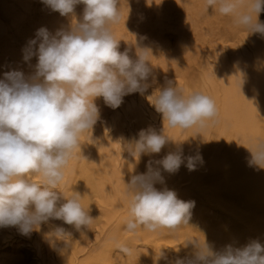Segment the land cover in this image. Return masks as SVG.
<instances>
[{"label":"bare ground","instance_id":"bare-ground-1","mask_svg":"<svg viewBox=\"0 0 264 264\" xmlns=\"http://www.w3.org/2000/svg\"><path fill=\"white\" fill-rule=\"evenodd\" d=\"M118 8L120 19L111 30L119 50L130 48L135 58L137 47L148 49L152 75L147 91L125 96L119 108L96 99L100 119L80 134V146L63 169L57 190L79 195L94 220L80 231L53 220L27 236L15 227H0V264H154L160 251L166 259L159 264H174L192 252V240L205 239L217 251L253 240L264 245V168L251 163L250 151L264 143V36L208 9L206 0H119ZM83 9L78 4L73 14L61 16L43 0H0V79L13 70L25 77L34 74L38 58L25 61L24 50L37 30H67L79 22ZM259 21L264 23V11ZM167 80L185 95L211 97L216 116L204 127L182 129L150 113L147 106L155 103ZM149 127L169 142L158 154L133 157L127 145ZM181 148L185 158H202L195 170L182 164L175 173L162 172L164 183L155 187L194 201L188 224L175 231H125L130 177L146 172L150 159ZM29 179L40 183L43 177ZM57 226L70 234L65 241L51 239ZM14 233L23 237L28 252L5 247L16 244ZM117 243L131 247L132 255L120 253Z\"/></svg>","mask_w":264,"mask_h":264},{"label":"clouds","instance_id":"clouds-1","mask_svg":"<svg viewBox=\"0 0 264 264\" xmlns=\"http://www.w3.org/2000/svg\"><path fill=\"white\" fill-rule=\"evenodd\" d=\"M118 2L43 0L61 16L73 14L75 6L83 4L82 18L55 34L44 27L38 29L24 50L25 61L38 58L34 74L25 77L13 70L0 79V227H15L27 236L53 220L72 225L77 231L92 224L94 218L82 206L79 195L69 197L57 190L63 169L80 146V134L93 129L100 119L96 99L102 97L106 106L119 108L125 96L143 95L152 75L148 49L137 47L135 58L130 48L119 50L111 30L120 19ZM206 7L233 17L250 33L264 36V23L259 21L264 0H206ZM152 105L163 122L182 129L204 127L217 114L211 97L201 92L185 95L170 80L160 87ZM168 142V137L149 127L139 131L127 151L133 157L152 156ZM250 151L251 163L264 168V143ZM198 159L202 158H185L181 148L162 159H150L146 172L132 175L126 183L130 199L124 230L175 231L187 225L194 201L178 199L175 191L155 185L164 183L162 172L175 173L182 164L195 170ZM33 175H41L43 180L32 182L29 177ZM49 235L54 241L70 236L60 226ZM189 243L192 252L178 257L174 264H264V245L258 240L242 247L226 245L218 251L205 239L203 243ZM116 248L125 256L132 255L133 249L127 244L117 243ZM160 259H166L162 251L154 264Z\"/></svg>","mask_w":264,"mask_h":264},{"label":"rangeland","instance_id":"rangeland-1","mask_svg":"<svg viewBox=\"0 0 264 264\" xmlns=\"http://www.w3.org/2000/svg\"><path fill=\"white\" fill-rule=\"evenodd\" d=\"M154 106H150V103H149V106H147V108H148V110H149V112L151 113V111H152V114H157L156 113V111H154V109L155 108H153ZM158 115V114H157ZM156 115V116H157ZM13 236V235H12ZM15 236V237H14ZM14 243H16L15 245L13 244V245H6L5 247H9V248H11V247H15V248H17V249H19L20 251H21V253L23 254V253H26V252H28V248H27V245L25 244V240L23 239V237L21 238L20 237V235H18V234H16V233H14ZM23 239V240H22ZM22 240V241H21Z\"/></svg>","mask_w":264,"mask_h":264}]
</instances>
